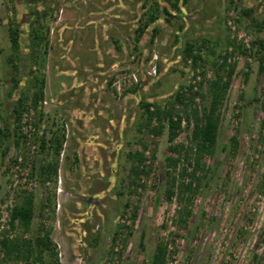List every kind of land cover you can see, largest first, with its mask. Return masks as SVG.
<instances>
[{
	"label": "rangeland",
	"instance_id": "1",
	"mask_svg": "<svg viewBox=\"0 0 264 264\" xmlns=\"http://www.w3.org/2000/svg\"><path fill=\"white\" fill-rule=\"evenodd\" d=\"M10 28L19 31L17 51ZM188 44L202 48L196 67L185 61ZM231 66L218 143L195 173L192 216L181 226L186 205L177 185L168 192L173 177L194 172V122L183 121L170 143L167 120L153 134L143 104L167 110L191 86L204 96L191 106L201 112L209 82L219 72L226 81ZM37 76L45 86L35 109ZM0 79V129L9 130L0 149V264H32L3 243L35 244L47 231L52 244L37 256L44 264H152L166 243L167 264H264V0H0ZM134 152L146 157L137 177L127 159ZM169 157L180 159L176 169ZM29 197V231L12 227V209Z\"/></svg>",
	"mask_w": 264,
	"mask_h": 264
},
{
	"label": "trees",
	"instance_id": "2",
	"mask_svg": "<svg viewBox=\"0 0 264 264\" xmlns=\"http://www.w3.org/2000/svg\"><path fill=\"white\" fill-rule=\"evenodd\" d=\"M168 3L173 6L177 7L178 3L181 0H167ZM157 17H151L149 21L154 22L156 21ZM10 34V40L12 43V49L14 51H17L19 48V31L14 28H10L9 30ZM36 41H46L43 36L36 35L35 36ZM185 61L192 60L194 67H196L199 62L202 61V48H198L196 44H188L185 49ZM263 62V61H261ZM37 63V61H35ZM227 67V63L225 62L223 66L219 68L221 72L225 71ZM14 72H18V67L14 65ZM219 72V73H221ZM235 72V66H231L229 70L226 72L227 74V80H224V77H221V74L218 73L216 78L214 80H211L208 84V91L211 96L210 100V106L203 108L201 112H199L198 108H192L191 106H194V101L196 99V96H201L204 99V96L199 93H191L193 92L191 86L188 87H182L180 90H178L175 94V102L172 104L170 108L161 109L158 105L155 104H143L144 109V115L146 119V127L150 129V131L155 135H160L163 133V130H165V127L161 125V123L165 120L168 122V131H169V142L173 143L175 139L178 136V131H180L182 127L183 121H186L188 124V127L190 126L191 119H193L194 126H193V132H192V141L196 146V156H195V168L194 172L191 174H187V171L184 169L181 172V181L178 182L176 177L172 178L170 190L168 192V198H171L175 195L174 187L177 185L178 189V196L179 200L183 203H185V208L183 211L179 212V224L181 226H186L188 224L191 216L192 211L188 209L187 204L192 203V197L194 195L195 189H194V182H195V173L198 171L201 160L206 155H214L215 148L218 143L219 138V132H220V125H221V106L227 96L228 89L230 87V81L233 77V74ZM1 81V79H0ZM36 85L38 86L37 92L34 94L33 98V108L38 109V105L40 102L44 99V86H45V80L39 79L37 76L35 78ZM16 86V85H15ZM23 103H25V100L21 99L19 100V103L15 105L14 107V121L15 125L18 127L16 136L20 137L19 134L21 132V120L23 112L26 108L23 107ZM179 104L183 105L187 111L185 116H180L178 114L174 113V107ZM153 106H156V110H153ZM27 111V110H26ZM189 111V113H188ZM37 112H39L37 110ZM42 119V118H40ZM157 120L159 122V126L156 128H151V124L153 120ZM6 133H9L8 129H0V149L2 148V144L4 141L3 138L8 137ZM56 142V150L60 152L61 144L60 141L55 138ZM44 142V139H43ZM235 142V150L238 147V143L236 140ZM43 148V146H42ZM183 147H169V151L171 153H177L180 152L179 150H183ZM190 156V151L186 150L185 154L183 155L184 161H188ZM127 159L132 163L131 168V174L133 176H139L141 173H144V170L141 169V167L146 162V157L143 152H134L129 153L127 156ZM168 161L172 168L176 169L177 166L180 163V159H174L173 157H169ZM51 173H53L52 169L50 170ZM48 169V174H51ZM190 178L189 182H185V178ZM34 202L31 197L26 198L24 203L19 206H15L10 214V223L11 226L14 227L17 224L22 226L25 231H29L30 226L32 225L33 219H34ZM50 231H47L45 233V236L43 238H38L33 244L31 241H28L25 243V246L19 245H12L9 243V241H5L3 243V246L8 249L9 253H15L18 252L19 256L23 257L26 260H30L32 264H37L38 261H41L42 264L43 258L40 256V258H37L39 254H43L44 251L51 246L52 242L50 239ZM168 244H159L156 248L155 254L152 259V264H167V257H168Z\"/></svg>",
	"mask_w": 264,
	"mask_h": 264
}]
</instances>
